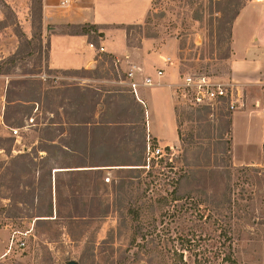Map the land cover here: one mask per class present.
Segmentation results:
<instances>
[{"label": "rangeland", "instance_id": "374dc122", "mask_svg": "<svg viewBox=\"0 0 264 264\" xmlns=\"http://www.w3.org/2000/svg\"><path fill=\"white\" fill-rule=\"evenodd\" d=\"M248 1L153 0L146 19L129 31L138 46L126 40L143 53H99L90 68L56 71L45 45L54 25L43 22L41 53L36 42L24 49L18 35L33 37L41 0H0V67L24 49L10 72L0 74V264H123L132 218L139 212L145 221L172 220L179 215L174 195L199 203L195 216L231 221L242 237L239 258L264 264V231L238 219L247 205L256 217L264 213V85L241 88L243 106L228 111L223 104L205 119L179 107L168 86L191 72L231 81V26ZM100 39L91 33L93 42ZM65 46L56 40V52ZM131 63L145 75L166 63V84L142 85L136 97L126 81ZM240 115L251 117L237 126L229 174L222 138L229 137V119L233 137ZM179 132L194 134L193 142L182 143ZM149 145L167 146L175 168L153 167ZM247 164L258 171H238ZM193 210L184 214L187 223L173 224L175 232L180 225L191 229ZM146 261L141 256L135 264Z\"/></svg>", "mask_w": 264, "mask_h": 264}, {"label": "crops", "instance_id": "0c3cea01", "mask_svg": "<svg viewBox=\"0 0 264 264\" xmlns=\"http://www.w3.org/2000/svg\"><path fill=\"white\" fill-rule=\"evenodd\" d=\"M152 3L153 0H43V22L46 26H55L50 37L49 67L57 70L92 67L96 52L89 47L91 42L96 46L103 45L104 53L116 57L132 56L134 51L143 53V49H131L126 46L125 29L100 30L104 35L99 45L93 42L89 35H72L59 29L68 28V24H140L146 19ZM56 40L66 43L61 53L56 52ZM231 49V81L243 89L249 85H264V0H249L240 9L231 26ZM57 54L61 57L57 58ZM168 67L166 63L162 66L165 69H169ZM153 74L155 75V72ZM250 117L240 115L234 118L233 147L238 124L246 122ZM152 132L161 143L165 142L159 131L152 129ZM177 137L179 139V136Z\"/></svg>", "mask_w": 264, "mask_h": 264}, {"label": "trees", "instance_id": "16d2710c", "mask_svg": "<svg viewBox=\"0 0 264 264\" xmlns=\"http://www.w3.org/2000/svg\"><path fill=\"white\" fill-rule=\"evenodd\" d=\"M239 14L236 13L234 19ZM40 22L37 26V30L34 32L33 37L28 40L24 33L18 32L21 39H24V49L27 44L36 42V50L38 52L43 51V0H41L40 6ZM134 25L125 24H112V25H94L90 23L85 24H68V28H72L74 31L69 33L72 35L85 34L91 37L93 32L97 38L103 37L104 33L100 30L107 28H119L126 30V40L128 46H138L137 44L131 43L129 31ZM46 50L48 53L51 48V40L48 38L46 40ZM24 49H20L17 53L11 55L6 61H4L0 67V74H8L10 69L16 65L19 56L23 54ZM110 55V54H108ZM112 55H110L111 57ZM113 57V56H112ZM7 66V68H5ZM49 66V65H48ZM59 71V70H56ZM198 119L207 118L210 112L208 110L198 111ZM231 115V114H230ZM226 131L228 133V138H222V141L227 144V161L229 164L225 165L227 169L224 172L230 174L231 170L229 168L235 167L232 164V152H233V137H232V119H229L226 124ZM224 133V132H223ZM179 138L182 143L185 140L188 143H192L194 140V134H191L188 138H184L179 132ZM147 148V146H146ZM264 150V142H263ZM154 166H160L165 164V167L172 169L175 168L173 165L174 159L170 157L161 158L159 160L151 159ZM256 164L242 165L238 171H258L259 167L254 166ZM177 173V170H176ZM187 178L188 176H183ZM182 177V178H183ZM178 180V179H177ZM248 180V178H246ZM177 193V192H176ZM175 193V194H176ZM186 198L187 202L179 205V201ZM189 197L174 195L171 202L175 203V207H179V215H170L172 220H168L166 216L161 219L154 218L152 220H142L140 218V213L137 212L133 220V230L130 234L129 245L125 251V257L123 259V264H135L141 259V256L147 257V264H246L238 256V243L242 240V237L236 234L234 231V224L231 221L219 220L214 218L211 214L204 216L197 214L195 216V211L197 208L196 202H188ZM166 199V198H165ZM243 199V198H242ZM193 201V200H192ZM228 202L233 201L231 198L227 200ZM193 215L191 221V229H184L180 225L175 227L178 231H174L173 224L179 223L181 220L187 223V218L185 213H192ZM251 208L249 205L246 206V214H242L238 217L243 224L252 227H260L264 231V213L260 217H256L255 211L247 210ZM137 211L135 209L130 210V213ZM182 212V213H181ZM250 213V214H248ZM181 214V215H180ZM178 217V218H176ZM186 225V224H185ZM245 227L246 232H251ZM242 231L239 230V233ZM243 233V232H242Z\"/></svg>", "mask_w": 264, "mask_h": 264}, {"label": "built area", "instance_id": "2783aa9c", "mask_svg": "<svg viewBox=\"0 0 264 264\" xmlns=\"http://www.w3.org/2000/svg\"><path fill=\"white\" fill-rule=\"evenodd\" d=\"M68 0H65L67 2ZM96 54L104 53V46H96L94 43H89ZM119 60L115 64L118 66ZM126 73V81L130 90L139 98L140 86L156 87L165 85L164 79L167 77L165 68H158L155 75H145L143 68L135 63H131ZM168 86L173 88V97L177 101L179 107H184L190 111L198 112L208 110L215 111L223 104L227 105L228 111H234L244 105L243 90L232 81H222L217 76L191 72L179 76L178 81H174ZM14 135L18 134V129H12ZM152 156L150 159L159 160L167 158L171 154L167 146L156 145L153 148L147 146ZM171 160V157H170ZM19 246L24 248L26 241L19 240Z\"/></svg>", "mask_w": 264, "mask_h": 264}, {"label": "water", "instance_id": "95a60500", "mask_svg": "<svg viewBox=\"0 0 264 264\" xmlns=\"http://www.w3.org/2000/svg\"><path fill=\"white\" fill-rule=\"evenodd\" d=\"M69 264H78L76 261H70Z\"/></svg>", "mask_w": 264, "mask_h": 264}]
</instances>
